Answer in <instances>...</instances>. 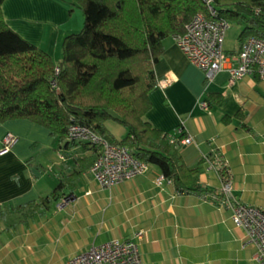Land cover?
Wrapping results in <instances>:
<instances>
[{
    "label": "crops",
    "instance_id": "obj_1",
    "mask_svg": "<svg viewBox=\"0 0 264 264\" xmlns=\"http://www.w3.org/2000/svg\"><path fill=\"white\" fill-rule=\"evenodd\" d=\"M70 7L66 0H5L2 10L13 30L60 62L64 38L83 28V17ZM164 48L154 70L158 79L169 76L172 82L150 93L152 108L146 119L173 137L180 129L194 137L196 142L179 145L177 154L199 170L203 187L210 191L221 187V177L204 159L220 153L234 194L264 209V80L247 75L230 84L229 74L221 72L205 85L203 70L187 58L173 36L164 40ZM212 93L219 100H210L211 106L203 108L200 102ZM225 116L231 120L226 122ZM106 126L109 130L108 122ZM8 133L17 141L0 154V210L6 214L0 220V264H39L55 240L78 243L65 255L64 264L93 244L118 238L139 242L143 264H259L255 248L245 246L246 232L233 222L228 206L204 194L179 193L173 182L157 185L162 172L154 164L146 174L108 189L105 199L113 225L106 228L110 236L101 239L103 231L93 228L101 206L90 199L89 187L97 181L91 167L79 173L76 160L93 151L81 142L67 150L59 147L47 128L27 119L0 122V148ZM121 133L112 135L120 140L127 128ZM60 182L61 197L49 209L30 217L17 211L51 194ZM60 202L64 204L56 208Z\"/></svg>",
    "mask_w": 264,
    "mask_h": 264
},
{
    "label": "trees",
    "instance_id": "obj_2",
    "mask_svg": "<svg viewBox=\"0 0 264 264\" xmlns=\"http://www.w3.org/2000/svg\"><path fill=\"white\" fill-rule=\"evenodd\" d=\"M4 1L0 0V122L27 119L47 128L66 150L76 144L68 139L69 126L86 125L111 143L129 147L138 159L157 165L179 193L213 199L214 191L200 183L199 170L177 154L186 133L171 143V134L146 119L152 108L150 93L159 81L154 66L164 53V40L183 34L198 13L208 14L204 0H66L82 7L84 26L64 38L60 62L7 24ZM213 6L219 18L243 26L237 49L248 38L264 40V0H213ZM219 98L210 94L209 105ZM109 120L127 128L122 139L109 133ZM83 147L93 152L88 158H76L79 173L97 157V146L83 143ZM63 185L60 182L51 194L17 211L30 217L49 209L61 197ZM5 215L0 210V220Z\"/></svg>",
    "mask_w": 264,
    "mask_h": 264
},
{
    "label": "built area",
    "instance_id": "obj_3",
    "mask_svg": "<svg viewBox=\"0 0 264 264\" xmlns=\"http://www.w3.org/2000/svg\"><path fill=\"white\" fill-rule=\"evenodd\" d=\"M204 1L208 6V14L198 13L186 24L183 34L173 37L187 58L203 70L205 85L213 82L221 72L229 74L230 84L255 74L264 80V40L251 37L239 49L227 51L224 42L231 22L218 17L213 0ZM59 71L57 67L56 73ZM171 82L172 79L165 76L159 79L157 86L165 88ZM200 105L203 108L210 107L207 99L202 100ZM183 132L180 129L178 133ZM171 138V143H177L175 137ZM68 139L97 146V157L91 165L90 173L102 188L110 189L120 182L146 174L149 169V163L138 159L129 147L111 143L86 125L72 123L68 129ZM16 141V135L6 134L0 154L9 152ZM195 142L192 135L186 134L179 144ZM204 159L222 179L221 187L212 195L213 199L230 208L233 222L246 232L245 246L252 245L256 260L264 264V209L249 205L234 194L231 174L220 153H215L213 157L204 155ZM164 181L172 182L162 174L156 184L161 186ZM64 264H143V260L138 241L118 238L93 244L87 251L71 257Z\"/></svg>",
    "mask_w": 264,
    "mask_h": 264
},
{
    "label": "rangeland",
    "instance_id": "obj_4",
    "mask_svg": "<svg viewBox=\"0 0 264 264\" xmlns=\"http://www.w3.org/2000/svg\"><path fill=\"white\" fill-rule=\"evenodd\" d=\"M71 9H75L76 12H78L79 16L83 17V26H84V13L82 10V7L78 4L71 5ZM243 26L232 24L227 31L224 46L227 51L235 50L239 47V35L241 33ZM82 30V29H81ZM80 30V31H81ZM79 31V32H80ZM78 32V33H79ZM109 126V133L112 134L115 133L117 137L122 136V131L124 130V126L120 123L109 120L108 121ZM90 189L92 190V195L90 196L91 200H96L99 202L100 210L98 212V222L97 224H94L93 228L94 231L102 230L103 234L101 236V239H106L110 236V232H106V228L108 225H113V222L109 218L111 215V208L108 204V201L105 199V196L109 195V190L107 189H101L97 182H93L89 184ZM64 203H58L56 204V208L62 207ZM78 243L71 244L66 242V240L56 241L53 243L51 248H49V254L41 260L39 264H61L64 260L65 255H67L73 248L77 247Z\"/></svg>",
    "mask_w": 264,
    "mask_h": 264
}]
</instances>
